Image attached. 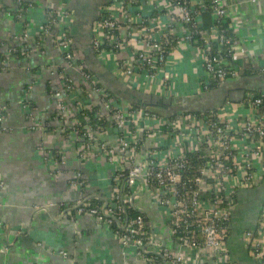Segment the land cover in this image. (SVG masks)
<instances>
[{
  "label": "crops",
  "instance_id": "0c3cea01",
  "mask_svg": "<svg viewBox=\"0 0 264 264\" xmlns=\"http://www.w3.org/2000/svg\"><path fill=\"white\" fill-rule=\"evenodd\" d=\"M224 1L240 47L245 49L249 63L257 66L264 56V0ZM0 2L6 8L0 11V62L6 61L0 74V103L6 107L0 132V264H145L134 250L123 248L110 228L95 217L77 214L73 207L67 206L85 196L108 198L114 171L105 158H79L68 118L75 100L66 96L69 115L57 109L53 92L57 73H66L75 80L81 87L83 102L96 103V97L88 95L85 79L66 64L53 36L42 34L47 9L49 6L63 8L67 3L73 11L69 33L74 39L76 56L102 85L125 100H128L124 96L128 90L155 99L171 97L173 105L202 107L184 113L216 108L221 116L240 122L252 117L245 98L253 90L264 92V73L247 67L236 80H229L215 90L205 89L201 47L197 42L186 40L187 27L177 20L171 0H134L125 9L132 20L118 11L122 27L118 34L123 44L105 56L96 54L93 48L94 24L112 0ZM201 19L207 28L212 27V10L203 11ZM164 31H171L178 38L167 56L165 68L150 82L141 79L142 84L127 85L118 72L122 65L136 58L140 36L148 32L159 38ZM23 32L28 33L27 41L15 40V35ZM12 47H17L18 52L11 53ZM28 86H32L29 110L24 106ZM242 89L246 91L244 100L231 101L228 93ZM108 122V135L104 138L114 145L111 117ZM57 151L66 155V163L58 165L61 171L58 175L54 159L46 161L44 157V152L53 156ZM258 163L259 182L253 188L239 190L232 218L228 248L236 264H258L243 244L244 231L256 226L264 204V168ZM78 170L86 180L81 187L71 184ZM134 203L153 227L156 237L171 250L191 257L193 251L180 246L170 234L162 210L149 192L136 197ZM64 252L67 255L63 256Z\"/></svg>",
  "mask_w": 264,
  "mask_h": 264
},
{
  "label": "built area",
  "instance_id": "2783aa9c",
  "mask_svg": "<svg viewBox=\"0 0 264 264\" xmlns=\"http://www.w3.org/2000/svg\"><path fill=\"white\" fill-rule=\"evenodd\" d=\"M132 2L112 0L95 22L93 48L98 55L105 56L123 44L118 34L122 29L120 16L116 13L123 11L122 16L132 20L125 12ZM171 2L177 20L187 27L186 40L197 42L201 47L205 89L236 80L247 67L264 73V56L257 66L247 60L224 0ZM5 9L0 2V11ZM206 9L212 10L214 18L210 28L201 19ZM72 19L73 11L67 3L63 8L49 6L42 34L53 36L66 64L82 75L88 84V95L95 96L96 103L83 102L81 87L75 80L66 73H57L53 90L57 109L63 114L67 111L66 96L75 100L73 112L66 114L79 158H105L114 172L108 198L85 196L67 206L73 207L77 214L95 217L110 228L123 248L134 250L145 264H236L228 248L230 228L239 190L258 184V162L264 168V97L246 95L252 117L240 122L217 112H189L169 118L149 107L135 106L102 85L76 56L74 39L69 33ZM170 32L164 31L159 38L148 32L141 35L136 58L120 67L119 78L129 86L142 84L141 79L154 80L165 68L167 56L178 42ZM14 38L27 41L28 33ZM10 52H18V48L12 47ZM5 64L6 61L0 62V74ZM31 91L32 86L25 89L27 110ZM5 113L6 107L0 103V132ZM108 117L113 121L114 145L104 138L108 135ZM44 153L46 161L54 159L55 173L60 174L58 165L66 163V155L60 151L54 157ZM85 182L82 171H76L71 184L81 187ZM143 192L151 194L162 210L170 234L180 246L193 251L191 257L171 250L155 236L145 215L135 207V198ZM92 199L98 202L93 203ZM133 208L140 213L134 214ZM243 244L252 260L264 264V204L256 226L244 231Z\"/></svg>",
  "mask_w": 264,
  "mask_h": 264
},
{
  "label": "water",
  "instance_id": "95a60500",
  "mask_svg": "<svg viewBox=\"0 0 264 264\" xmlns=\"http://www.w3.org/2000/svg\"><path fill=\"white\" fill-rule=\"evenodd\" d=\"M107 84V82H106ZM246 91L245 89L242 90H235L228 93L229 98L233 102H241L245 98ZM126 99L130 100L132 103H134L137 106L141 107H155V108H162L165 112L168 114L177 113L182 114L187 110H198L201 109L200 106H194V105H173V99L171 97H161V98H153L152 96L144 95L142 93L140 94H134L132 90L126 91L124 94Z\"/></svg>",
  "mask_w": 264,
  "mask_h": 264
},
{
  "label": "trees",
  "instance_id": "16d2710c",
  "mask_svg": "<svg viewBox=\"0 0 264 264\" xmlns=\"http://www.w3.org/2000/svg\"><path fill=\"white\" fill-rule=\"evenodd\" d=\"M96 53V52H95ZM97 54V53H96ZM227 82V81H226ZM213 83H215L214 81H213ZM212 83V84H213ZM220 86H215V84H213L212 86H211V88L210 89H212V90H215V89H218ZM111 91V90H110ZM112 92V91H111ZM113 93V92H112ZM252 93L256 96V97H258V96H263L264 97V92L263 91H259V90H253L252 91ZM114 94V93H113ZM135 105V104H134ZM136 106V105H135ZM150 110H152V111H154V112H157L158 114H160L161 116H165V117H169V118H174V117H176L178 114L177 113H172V114H168V113H166L165 111H163L162 109H159V108H155V107H151L150 108ZM264 110H262V112H263ZM214 112H217V109L216 108H214V109H212V110H210V111H208V112H198V114H200V113H214ZM187 113H189V112H187ZM193 113H195V112H193ZM92 201H93V203H97L98 201H96V199H92ZM133 210V213L134 214H139L140 212L139 211H137V210H135L134 208L132 209ZM147 219V218H146Z\"/></svg>",
  "mask_w": 264,
  "mask_h": 264
},
{
  "label": "flooded vegetation",
  "instance_id": "af4514ba",
  "mask_svg": "<svg viewBox=\"0 0 264 264\" xmlns=\"http://www.w3.org/2000/svg\"><path fill=\"white\" fill-rule=\"evenodd\" d=\"M175 105V104H174Z\"/></svg>",
  "mask_w": 264,
  "mask_h": 264
}]
</instances>
